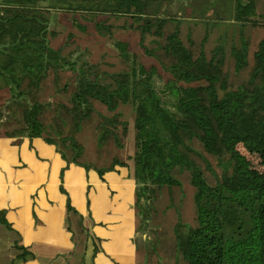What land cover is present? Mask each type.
<instances>
[{
	"label": "trees",
	"instance_id": "1",
	"mask_svg": "<svg viewBox=\"0 0 264 264\" xmlns=\"http://www.w3.org/2000/svg\"><path fill=\"white\" fill-rule=\"evenodd\" d=\"M161 1L0 0V92L6 90L8 94L2 110L20 113L22 119L18 129L4 132L3 136L42 138L55 147L65 162L59 173V192L66 196L65 229L74 244L69 255L79 257V264H85L87 240L92 241L91 258L100 251V241L89 232L84 217L62 186L63 173L71 164L94 170L100 179L115 167L129 170L135 183L136 232L147 227L158 191L179 186L177 175L186 172L194 189V224L177 219L173 227L176 257L184 264H264V13L259 15L261 21L248 20L255 15L256 0H233L232 20L241 26L253 22L261 27L263 37L252 55L247 81L229 89L221 70L222 46L217 45L208 59L203 50L205 31L194 56L181 41L182 20L159 14L156 5ZM52 9L130 20L121 27L138 32L139 46L145 55L158 60L166 78L156 67L140 63L126 42L114 40L110 33L113 26L105 21L93 20V28L100 37L111 39L117 56L127 64L126 70L107 73L81 56L75 61L63 56L49 45V38L55 36L49 31ZM73 22L84 31L77 19ZM169 24L173 29L165 32ZM146 36L153 38L155 49L144 44ZM247 45L241 38L239 47L231 48L235 73L247 67ZM50 70L74 74L68 108L74 131L92 114L98 115L95 105L109 113L99 115L97 148L108 140L123 148L120 140L127 136L128 123L121 120L118 108L131 107V164L113 159L108 166L95 167L82 162L83 149L73 134L64 136L60 131L49 133L45 129L39 119L42 106L29 103V98ZM3 116L0 111V119ZM193 141L217 160L220 176L213 174L208 161L192 148ZM239 145L257 155L261 171L250 166L237 150ZM194 156L204 163L213 183L207 180ZM5 213L0 209V227L17 237L12 243L16 253L9 264L34 260L36 256L19 244L20 236ZM80 236L82 242L77 239ZM77 242L83 244L80 255Z\"/></svg>",
	"mask_w": 264,
	"mask_h": 264
},
{
	"label": "rangeland",
	"instance_id": "2",
	"mask_svg": "<svg viewBox=\"0 0 264 264\" xmlns=\"http://www.w3.org/2000/svg\"><path fill=\"white\" fill-rule=\"evenodd\" d=\"M233 5V0H173L161 3V14L164 17L182 20L180 38L194 56L200 50V43L205 31L207 32V37L203 44V50L208 59L212 56V51L217 45L222 46L224 55L221 70L227 77L229 89H234L247 81L252 65V55L257 49L258 42L263 37L261 27L253 22H247L241 26L232 20ZM254 10L255 15L248 18V20L261 21L259 15L264 13V0H256ZM49 13V31L55 33L54 37L49 38V45L53 49H59L63 56L72 61L79 59L78 57L81 56L83 60L96 64L98 69L107 73L126 70L127 64L117 56V52L111 44V39L100 37L93 28V20L105 21L113 26V30L110 33L114 40L126 42L129 46V51L136 56L140 63L147 68L156 67L160 75L166 78L158 60L152 56L145 55L139 46L140 36L138 32L121 27L125 22L129 24L130 20H126L124 17L114 19L110 16L101 15V13L94 15L53 9ZM74 19H77V23L85 27L84 31L79 30L76 23L73 22ZM212 22H217V24L211 25ZM172 29L173 25L169 24L164 31L170 32ZM241 38L245 39L248 44V64L239 73H235L234 61L230 51L231 48L239 47ZM152 39L151 36H146L144 40V44L149 49H155L156 47L152 44ZM158 84H161L160 81ZM73 88V73L58 71L55 74L50 70L40 87L30 95L29 103L37 102L42 106L39 119L45 129L49 133L55 130L60 131L64 136L73 134L76 142L83 149V155L80 158L82 162H88L95 167L108 166L113 159L131 164L129 161V157L133 153V113L131 107L120 105L118 108L122 115L121 120L128 123L127 136L120 140L123 148L117 147L112 140H108L102 147L97 148L99 115H109V113L101 105H95L98 115L92 114L88 120L80 124L78 131H74L73 122L68 115L69 96ZM7 100V91H1L0 111L3 112L4 116L0 119V136H3L4 132L18 129L22 124L20 113L2 110V105ZM119 131L120 129H118ZM191 146L208 161L210 169L213 171L212 173L220 176L221 170L217 165V160L206 154L196 141H193ZM237 150L246 157L252 168L258 171L262 170L257 155L247 153L240 145ZM194 159L203 170L207 180L213 183V176L205 168L204 163L198 157L194 156ZM177 178L180 181L179 186L162 188L158 191L151 205L152 211L147 221V227L143 231L139 230L134 237L138 250L139 264H184L182 259L180 257L177 258L175 255L173 227L178 218L184 223L194 224L192 199L194 189L189 184L186 172L178 174ZM68 233L71 237V233ZM15 238H17L15 235L9 234L8 231L0 227V264H9L10 258L16 253L12 244L16 241ZM77 239L81 241V236ZM91 242V239H88L86 245L84 243V262L87 264H94L95 256L91 258L90 255L92 252ZM72 246L74 249L73 243ZM82 246V243L77 242V255L82 253ZM69 253L58 256L63 258L64 264H78L80 258L76 255H69Z\"/></svg>",
	"mask_w": 264,
	"mask_h": 264
},
{
	"label": "crops",
	"instance_id": "3",
	"mask_svg": "<svg viewBox=\"0 0 264 264\" xmlns=\"http://www.w3.org/2000/svg\"><path fill=\"white\" fill-rule=\"evenodd\" d=\"M171 1L156 5L160 15L161 3ZM65 165L55 147L42 138L0 136V209L19 234V244L36 256L23 264H64L57 256L73 249L65 229L66 196L59 192V173ZM62 186L100 241L94 264H139L135 183L129 170L115 167L100 179L94 170L71 164L63 173Z\"/></svg>",
	"mask_w": 264,
	"mask_h": 264
}]
</instances>
